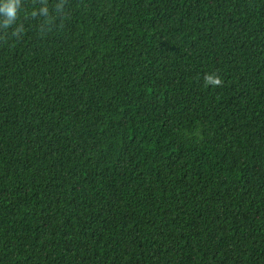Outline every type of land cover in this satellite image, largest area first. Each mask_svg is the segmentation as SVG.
Returning <instances> with one entry per match:
<instances>
[{"label":"trees","instance_id":"1","mask_svg":"<svg viewBox=\"0 0 264 264\" xmlns=\"http://www.w3.org/2000/svg\"><path fill=\"white\" fill-rule=\"evenodd\" d=\"M34 7L0 40V264H264V0Z\"/></svg>","mask_w":264,"mask_h":264},{"label":"clouds","instance_id":"2","mask_svg":"<svg viewBox=\"0 0 264 264\" xmlns=\"http://www.w3.org/2000/svg\"><path fill=\"white\" fill-rule=\"evenodd\" d=\"M67 0H36L38 7H34L29 18L37 21L41 31H50L58 27L57 21H63L66 16ZM23 0H0V40L16 39L20 40L25 32L24 24L19 21V12L22 8ZM203 83L207 86H221L223 81L215 72L205 73Z\"/></svg>","mask_w":264,"mask_h":264}]
</instances>
